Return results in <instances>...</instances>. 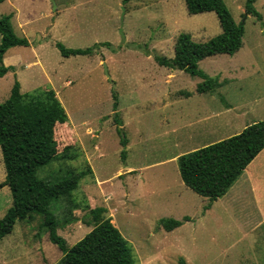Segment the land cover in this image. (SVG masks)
<instances>
[{"label": "rangeland", "instance_id": "1", "mask_svg": "<svg viewBox=\"0 0 264 264\" xmlns=\"http://www.w3.org/2000/svg\"><path fill=\"white\" fill-rule=\"evenodd\" d=\"M223 1L235 21L244 23L242 47L198 63L216 82L203 94L197 91L202 78L161 66L155 57L173 58L180 34L196 42L219 35L215 12L190 14L185 0L0 4V16L13 15L16 34L30 43L13 49L21 64L18 72L0 78V104L19 77L22 93L54 89L68 115L55 128L58 159L40 169L38 178L53 184L72 172H87L71 198L51 207L60 222L71 220L58 232L69 247L92 229L88 208L104 207L129 242L134 264H179L180 258L186 264H264V151L212 203L186 187L178 163L168 161L264 121V0L253 4L260 19L247 13V0ZM57 42L92 51L63 57ZM124 137L127 147L121 145ZM127 167L138 171L126 173ZM5 173L0 151V219L12 205ZM186 217L173 231L159 223ZM41 222L35 215L16 223L0 241V264L61 259Z\"/></svg>", "mask_w": 264, "mask_h": 264}, {"label": "trees", "instance_id": "2", "mask_svg": "<svg viewBox=\"0 0 264 264\" xmlns=\"http://www.w3.org/2000/svg\"><path fill=\"white\" fill-rule=\"evenodd\" d=\"M4 1L0 0V4ZM255 1H246V11L260 19L253 6ZM185 3L190 14L215 12L222 32L206 42H196L191 35L180 34L174 57L156 56L155 60L161 66L202 78L197 91L208 93L215 89L216 82L199 69L198 63L213 55L237 53L242 47L244 23L235 21L223 0H185ZM12 18L10 14L0 16V78L12 70L4 65L7 51L30 44L25 37L16 34ZM55 46L63 57L90 55L92 51L91 48L68 49L60 42ZM67 120L66 110L54 89L36 88L22 93L17 79L10 96L0 104V151L6 172L3 187H8L12 195V205L0 219V241L14 231L18 221L39 215L41 227L47 230L49 240L62 252L56 264H134L129 242L106 216L104 207L88 206L86 224L92 229L73 246L69 247L67 240L58 233L61 226L71 220L60 222L52 211V203L71 198L87 172H72L53 184L39 179L37 173L58 159L55 128ZM121 145L126 147L125 137ZM70 149L71 146L66 147L65 152ZM263 150L264 121L254 122L238 134L179 156L178 169L185 186L212 203L228 193ZM88 173H93L91 168ZM188 220V217L184 220L162 218L159 223L166 231H173ZM72 221L78 220L74 218ZM179 264H186L185 259L180 258Z\"/></svg>", "mask_w": 264, "mask_h": 264}, {"label": "crops", "instance_id": "3", "mask_svg": "<svg viewBox=\"0 0 264 264\" xmlns=\"http://www.w3.org/2000/svg\"><path fill=\"white\" fill-rule=\"evenodd\" d=\"M14 48H15V47L9 49V50L7 51L8 54L6 53L5 56H4V65L12 68V70L9 71V73H10V72H13V73H14V72H15V73L18 72V71H16L17 65H18V64H21V63L16 64L15 61H14V60L17 58V55H15V53L13 52V51L15 50ZM13 49H14V50H13ZM9 53H10V54H9ZM37 63L40 64V61L38 60ZM12 64H15V65H12ZM6 76H7V75H5V76L2 77V78H5ZM16 76H18V75L16 74ZM17 80H18L19 82L21 81L19 77H18ZM20 84H21V91H22V83L20 82ZM201 94H203V93H201ZM221 140H222V139H221ZM218 141H220V140H218ZM129 142H130V141H128V139H127V145H126V147L129 146ZM216 142H217V141H216ZM212 143H215V142H212ZM212 143H208V144H206V145H209V144H212ZM206 145H204V146H206ZM204 146H203V147H204ZM263 151H264V150H263ZM187 153H188V152H187ZM261 153H262V152H261ZM183 154H185V153H182V154H180V155H178V156H177V155H173V157H171L170 159H168V161H170L169 163H175V162H177L179 156H181V155H183ZM259 155H260V154H259ZM259 155H258V156H259ZM258 156H257V157H258ZM257 157H256V158H257ZM256 158H255V159H256ZM255 159H254V160H255ZM254 160H253V161H254ZM253 161H252V162H253ZM252 162H251V163H252ZM251 163H250V164H251ZM250 164H249V165H250ZM247 168H248V167H247ZM247 168H246V169H247ZM246 169H245V170H246ZM123 170H125L126 173H129V174H131V173H135V172L138 171L137 169H134L133 167H127V168H125V169H123ZM245 170H244V172H245ZM94 171H95V170H94ZM92 172H93V170H92ZM244 172H243V173H244ZM242 175H243V174H242ZM242 175H241V176H242ZM238 180H239V179H238ZM236 183H237V182H236ZM236 183H235V184H236ZM235 184H234V185H235ZM229 191H230V190H229ZM229 191H228V192H229ZM214 202H215V201H214ZM58 232H59V231H58ZM64 237H65V236H64Z\"/></svg>", "mask_w": 264, "mask_h": 264}, {"label": "water", "instance_id": "4", "mask_svg": "<svg viewBox=\"0 0 264 264\" xmlns=\"http://www.w3.org/2000/svg\"><path fill=\"white\" fill-rule=\"evenodd\" d=\"M54 7L56 8V6L54 5ZM104 66H105V72H106V74L108 73V69H107V66H106V64H104ZM108 76V75H107Z\"/></svg>", "mask_w": 264, "mask_h": 264}]
</instances>
